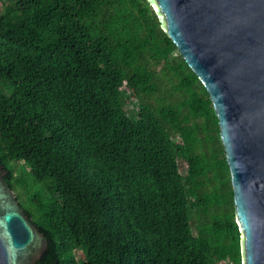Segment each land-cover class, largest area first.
<instances>
[{"label": "trees", "instance_id": "obj_1", "mask_svg": "<svg viewBox=\"0 0 264 264\" xmlns=\"http://www.w3.org/2000/svg\"><path fill=\"white\" fill-rule=\"evenodd\" d=\"M0 164L34 264H242L212 101L148 0H0Z\"/></svg>", "mask_w": 264, "mask_h": 264}, {"label": "water", "instance_id": "obj_2", "mask_svg": "<svg viewBox=\"0 0 264 264\" xmlns=\"http://www.w3.org/2000/svg\"><path fill=\"white\" fill-rule=\"evenodd\" d=\"M212 101L229 166L242 264H264V0H148ZM0 164V264H34L44 234Z\"/></svg>", "mask_w": 264, "mask_h": 264}]
</instances>
